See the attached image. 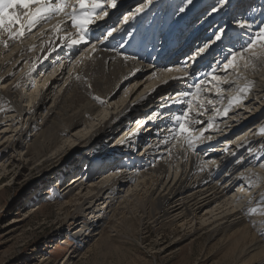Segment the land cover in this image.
<instances>
[{
  "label": "bare ground",
  "instance_id": "obj_1",
  "mask_svg": "<svg viewBox=\"0 0 264 264\" xmlns=\"http://www.w3.org/2000/svg\"><path fill=\"white\" fill-rule=\"evenodd\" d=\"M144 1L122 0V5L129 4L123 9L124 17L128 18L134 13L140 14L136 10L142 8L141 4ZM210 1L212 0H193L191 4L186 3L185 6H191L189 11H192L198 8L200 3H204L206 4L204 8L210 11L217 6L215 3L211 6L213 1ZM159 2L160 0H152L149 7L153 4L158 5ZM231 6L230 12L222 21L227 25L237 26L239 23L234 22L242 17L249 7L239 1L231 3ZM161 7L162 11L170 14L173 21L183 13L181 11L183 4L174 1L171 3L166 1ZM258 10L263 13V19L257 20L255 24L243 21L251 25L247 28H251L252 31L241 41L247 42L253 35L255 38L258 36L257 28L264 27V7ZM107 11L109 14L102 23H110L122 10ZM193 17L194 14L191 18ZM64 20L63 15L55 16L42 29L32 28L30 31L26 29L22 37L15 39H9L7 33L0 35V126L22 125L15 142H19L28 131L35 132L34 135H30L26 155L32 154L36 161L45 158L56 148L59 149L56 151L58 150L60 156L66 151L63 149L65 143L73 142L75 138L78 141L74 142L80 147H89L96 151V169L100 162L114 161V158H118L117 155L126 153L115 164L110 166L105 164L98 172H106L108 167L114 168V165L118 167V164L122 167L115 168V171L112 170L99 182L93 179L92 184L87 181L93 178V171L90 169L93 170L94 165L85 155L83 160L85 167L90 166L80 172L82 176L77 174L71 183L65 184L61 199L69 204L77 203L76 210L80 212L79 214L88 211L91 216L90 220L76 226L74 239L77 240L87 231L90 235L93 231L92 229L90 232L92 225L97 227L103 223L108 212L112 214L111 219L117 217V212L124 210L131 202V198L135 196L136 199L137 195L143 192L146 197L137 211L138 227L144 226V221L152 215L156 207L153 218L157 224L175 227L180 224L186 227V230L190 229L192 235L210 229V240L221 236L222 247L228 249L226 264H264V207L259 211L257 210L259 206L254 208L250 204L248 207V203V208L246 206L241 208L239 194L232 195L233 189L240 186L241 182L248 183L251 178L255 181L258 174L264 176V168L256 169L261 154L241 159L237 167L223 173L217 170L218 167L213 168L219 164L217 156L224 159L225 166H229L236 162L237 156L229 157L228 152H235L238 146H243L248 141L260 140V144L262 143L256 134L259 129L264 128V124L259 123L261 113L264 111V101L261 102L258 94L264 95V56L253 61L255 67L249 66L246 69L241 61L236 70L230 69V74L225 73L227 69L223 67L219 74L212 76V79L213 77L220 79H213L214 86L208 87L204 95L198 97L201 101L210 100L212 97L214 99V92H218V96L222 95L223 88L228 89L233 85L224 83L227 80L235 81L239 75L242 83L235 81L236 84L240 88L250 87L248 91L251 96L243 108L239 107L236 110V117L224 114L211 116L198 126L197 131H194L195 124L202 116H193V120L190 119V127L193 135L199 136L200 139L189 146L183 138L179 142L174 139L175 129L171 130L165 124L173 115L170 108L180 105L184 100V96L179 93H182L180 84L184 82L185 74L178 71V65L169 71L144 64L141 60L131 57L125 48L117 46L120 35L110 42L89 45L88 49L72 48L73 44L65 38L66 36L76 38L77 30L71 27V22L62 24L63 31L59 33L54 30L55 26ZM177 25L174 23L172 27ZM89 28L93 33L105 29L92 25ZM146 28L147 25L144 29ZM187 36L182 37V41ZM5 40L7 47L3 42ZM231 42V48L237 44L236 41ZM255 51L261 52L262 49L260 47ZM53 61L54 69L50 70L49 65ZM14 75H17L14 80L2 85ZM130 81H134L131 87L122 91L125 88L123 86ZM33 83H36L34 96L38 93L37 97L33 96V100L36 101L38 98V101L31 106H25L23 103L26 102V91ZM217 88L221 90L218 91ZM96 96L106 103H99L94 99ZM250 108L252 112H248ZM43 115L45 117L42 124H38V117ZM213 125H216V132L211 130ZM244 126L249 127L245 129ZM114 127H117L116 131L110 132ZM121 128L125 137L121 135L120 138L124 139L125 143L120 142L115 149L112 145L107 148L98 146L100 136L107 133L114 135ZM252 128L255 129L250 131ZM239 129L245 130L237 136V140L232 141L229 137L235 135ZM6 133L8 132L4 130L0 135ZM131 141L129 149H122ZM215 143L223 146L216 148ZM8 152L9 149L0 144V160H6ZM4 163L1 162L0 168L5 167ZM225 178L226 182L227 178L230 179L228 184L223 182ZM134 183L136 186H133ZM248 185L246 184L244 188L250 187ZM123 187L128 188L126 191L123 190L124 192L132 191L131 194L123 197L121 193ZM75 192L79 193L75 196ZM248 196L250 195L247 194L246 198ZM117 203L119 207H114ZM204 211L206 213L202 215ZM71 261L72 258L68 260Z\"/></svg>",
  "mask_w": 264,
  "mask_h": 264
},
{
  "label": "rangeland",
  "instance_id": "obj_2",
  "mask_svg": "<svg viewBox=\"0 0 264 264\" xmlns=\"http://www.w3.org/2000/svg\"><path fill=\"white\" fill-rule=\"evenodd\" d=\"M212 1L211 6L214 3L221 5L223 2V0ZM226 15L228 14L226 13ZM54 63L53 61L49 65L50 70L54 69ZM16 76L7 79L2 85L9 84ZM133 82L125 84L122 91L128 90ZM35 87L36 83H33L27 89L26 102L23 105L31 106L38 101V98L36 101L33 100L38 95V93H35V96L33 94ZM258 94L263 102L264 95ZM250 96L247 95V97ZM252 111V108L248 110V112ZM44 117L45 115L38 117V124H42ZM260 117L259 123L262 125L264 124V111ZM18 127V124L13 127L4 126V124L0 126V132L4 130L8 132L0 135V144H4V147L9 149L7 159L0 160V164L5 162V167L0 168V264H63L64 262L67 264H226L225 257L228 254V249L222 247L221 236L215 240L209 239L210 229L192 235L190 229L186 230V227H182L180 224L176 227L169 224H157L153 218L156 207L152 215L144 221V226H139V228L136 217H138L137 211L140 210V205L146 197L143 192L139 193L136 199L135 196L133 199L131 198L132 204L130 202L124 207V210L117 212V217L111 219L112 214L108 212L103 223L97 227L92 225L90 232L92 229L93 231L90 235L87 231L75 240L76 226L90 220L91 216L88 211L79 214L80 212L76 210L77 203L69 204L61 199L65 184L71 183L73 177L90 166L85 167L83 162L85 155L93 161L91 164L94 165L93 170L90 169L93 171V178L87 181L92 184L94 181L99 182L104 176H108L115 168L122 167L118 164V167L115 165L114 168L108 167L109 170L107 169L106 172H98L105 164H109V166L115 164L126 153H122L121 156L117 155L118 158H114V161L100 162V166L96 169V151L89 147H80L74 142L78 141L75 138L73 142L65 143L63 149L66 151L60 156H58L59 149L56 148L57 151L55 149L45 158L36 161L32 154L26 155L30 135H34L35 132L30 130L19 142H15L16 135L20 132L22 125L19 129H17ZM117 127H114L110 132L116 131ZM240 130L229 138L233 139L232 141L237 140V136L244 131ZM260 134L259 138L262 143L258 149L264 151V133ZM121 135L124 136L123 128L114 135L112 133L103 134L99 137L101 139H98V146L107 148L112 145L115 149L120 142L125 143V140L120 138ZM245 138L247 139V137ZM131 144L132 141L122 149H129ZM260 167L264 168V156L256 169L258 170ZM255 177L257 178L256 183H254V178L248 180V183L241 182L240 186L233 189L232 195L239 194L241 208L247 207L249 203L248 207L250 204L254 208L259 206L257 210L261 211L264 207V176L258 174ZM93 179L95 180L93 181ZM229 181L228 178L227 182L226 178L223 179L226 184ZM246 184H249L250 187L244 188ZM133 186H136V183ZM126 189L128 188L121 189L123 197L132 192H128L129 194L124 192L123 190L126 191ZM247 191L249 193H246ZM78 193L75 192L74 195L76 196ZM247 194L251 197L246 198ZM62 203L63 205H61ZM114 207H119V204H115ZM205 213V211L202 212V215ZM71 258L72 261L68 262Z\"/></svg>",
  "mask_w": 264,
  "mask_h": 264
},
{
  "label": "snow or ice",
  "instance_id": "obj_3",
  "mask_svg": "<svg viewBox=\"0 0 264 264\" xmlns=\"http://www.w3.org/2000/svg\"><path fill=\"white\" fill-rule=\"evenodd\" d=\"M119 0H0V35L7 33L9 39H15L22 37L25 30H31L41 21L49 20L55 16L63 15L64 21H61L55 26L57 33L63 31L62 24L71 22V27L76 29L75 37L66 36V39L70 40L73 45L81 42H87L86 37L89 31V26L96 24L97 21L103 20L108 16V8L115 9L118 6ZM152 0H148L151 4ZM193 0H187L188 4H191ZM228 0H223L221 7L226 4ZM184 9L182 8L181 11ZM217 10V9H214ZM137 12H142L143 8H138ZM124 22L127 23V17L124 18ZM241 28L251 27L246 22H239ZM117 29L115 27L109 29L106 33V37L112 36ZM225 37L224 30H219V34L215 36L213 43L221 41ZM5 47H7V41H3ZM260 45L262 51L257 52L255 49L257 45ZM208 45L201 47L196 56H200L208 51ZM264 56V29H261L260 34L256 39L251 40L242 51H234L231 53L230 59L225 64V69L236 70L240 66V62H243V67L249 66L255 67L253 61ZM125 59H129L125 57ZM171 71V69H169ZM179 71V70H178ZM79 79V77H77ZM215 80H219V77H213ZM248 88L240 89V92L248 91ZM199 91V89H198ZM181 96H190L191 93H179ZM99 103L104 104L106 101L99 96L94 97ZM234 99L239 100V97ZM211 103V101H209ZM191 111V101L188 104V110L182 115L175 116L176 129L174 139L178 142L183 138L184 142L192 146L194 142L200 139L199 136L193 135V130L190 127L189 112ZM228 109H224V115H227ZM211 127V124H209ZM264 133V128L261 129ZM255 211V209H253Z\"/></svg>",
  "mask_w": 264,
  "mask_h": 264
}]
</instances>
